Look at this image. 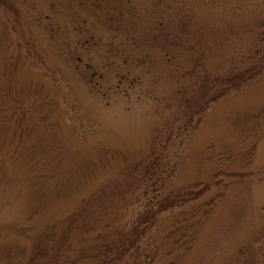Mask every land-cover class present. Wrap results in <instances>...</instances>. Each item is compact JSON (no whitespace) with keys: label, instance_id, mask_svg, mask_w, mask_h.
<instances>
[{"label":"rangeland","instance_id":"374dc122","mask_svg":"<svg viewBox=\"0 0 264 264\" xmlns=\"http://www.w3.org/2000/svg\"><path fill=\"white\" fill-rule=\"evenodd\" d=\"M0 264H264V0H0Z\"/></svg>","mask_w":264,"mask_h":264}]
</instances>
